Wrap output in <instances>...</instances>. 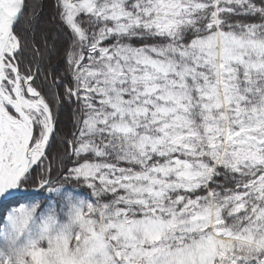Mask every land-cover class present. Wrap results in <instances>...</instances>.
<instances>
[{"label":"snow or ice","instance_id":"6c2138e0","mask_svg":"<svg viewBox=\"0 0 264 264\" xmlns=\"http://www.w3.org/2000/svg\"><path fill=\"white\" fill-rule=\"evenodd\" d=\"M51 6L62 73L0 0V264H264V0Z\"/></svg>","mask_w":264,"mask_h":264},{"label":"trees","instance_id":"16d2710c","mask_svg":"<svg viewBox=\"0 0 264 264\" xmlns=\"http://www.w3.org/2000/svg\"><path fill=\"white\" fill-rule=\"evenodd\" d=\"M52 2L53 0H44V8L39 16L34 35L38 44L47 42L48 55L52 58L51 67L62 73V66L57 68V65L60 63L58 55L64 44V36L60 31L59 22L53 19ZM71 121L72 117L67 110L61 113V125L65 131L71 128ZM3 217V209H0V224L3 223Z\"/></svg>","mask_w":264,"mask_h":264},{"label":"rangeland","instance_id":"374dc122","mask_svg":"<svg viewBox=\"0 0 264 264\" xmlns=\"http://www.w3.org/2000/svg\"><path fill=\"white\" fill-rule=\"evenodd\" d=\"M15 206H17V207H18L19 205H15ZM3 223H4V219H3Z\"/></svg>","mask_w":264,"mask_h":264}]
</instances>
